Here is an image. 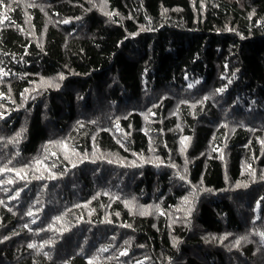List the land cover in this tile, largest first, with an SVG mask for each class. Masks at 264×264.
Instances as JSON below:
<instances>
[{
    "label": "trees",
    "instance_id": "obj_1",
    "mask_svg": "<svg viewBox=\"0 0 264 264\" xmlns=\"http://www.w3.org/2000/svg\"><path fill=\"white\" fill-rule=\"evenodd\" d=\"M0 13V264H264V0Z\"/></svg>",
    "mask_w": 264,
    "mask_h": 264
},
{
    "label": "snow or ice",
    "instance_id": "obj_2",
    "mask_svg": "<svg viewBox=\"0 0 264 264\" xmlns=\"http://www.w3.org/2000/svg\"><path fill=\"white\" fill-rule=\"evenodd\" d=\"M0 4H3V0H0ZM253 14H254V13H253ZM0 15H4V14L0 13ZM106 15L111 16V15H113V14H112V13H106ZM76 19H80V18L77 17ZM62 22H63V23H69L70 21H69V20H64V21H62ZM8 75H9V73H8L7 71H5V69H4L3 67H0V78H2V77H6V76H8ZM233 75H234V74H233ZM58 79H59V80H63V79H65V77H64V75L61 73V74H59ZM42 83H43V86H46V87H56V88H59V87H60L59 83H56V78L49 79V80H43ZM196 83H199V81H197ZM229 83H230V81H229ZM188 87L191 88V87H193V85H192V84H189ZM225 88H226V86H225V87H221V88H219V89H216L215 91H216L217 93H223V92L225 91ZM25 91H28V90L25 89ZM2 96H3V93H0V97H2ZM208 99H209V96H205V97H203V100L198 101V103L206 102ZM182 103H183V102H182ZM195 106H196L195 104L192 105L193 108H194ZM0 118H3V114H2V113H0ZM78 123H80V122H78ZM92 123H95V122L93 121ZM80 126L83 127V124L80 123ZM224 126L226 127L227 125H224ZM116 127L119 128V124H118V122H117V124H116ZM16 135H17V137H18L20 134L17 133ZM183 139H184V140H187L188 138H183ZM261 143H264V141H261ZM63 147L65 148V150L68 149V145H67L66 143H64ZM52 155H55V153H52ZM67 158H68V157H66V159H67ZM109 162L111 163L112 161H109ZM37 163H39V161H37ZM172 166L175 167V165H172ZM73 167H75V164H73ZM5 170L10 171L11 169H0V171H5ZM19 174H20V173L18 172L17 175H19ZM253 175H254V173H253ZM180 179H181V180H185L186 177H185V176H180ZM9 183H11V181H9ZM237 186L239 187V185H237ZM246 186H247V185H245V187H246ZM105 195H107V193H105ZM16 196H17V197L19 196V191L16 192ZM116 198L119 199V197H116ZM184 202H185V203L188 202V201H187V197L185 198V201H184ZM0 203H2V201H0ZM125 203H126V205L129 204L128 201H125ZM144 214H147V208H144V209L141 210V215H144ZM161 214H163V212H161ZM27 215L32 216V215H33V212H32L31 210H29L28 213H27ZM53 220H54V221H60V220H61V217H60V216L53 217ZM33 222H34V221H33ZM24 227H25V228H28V225L25 224ZM50 227H54V225H51ZM29 230H31V229H29ZM259 235L261 236V242L264 243V232H260ZM4 239H8V237H5ZM206 239H207V238H206ZM224 239H227V234L225 235V237H221V238H220L221 242H223ZM247 239H248L247 236L239 237L238 239H236L235 244H234L233 246H234V247H239V245H240V241H241V240H247ZM45 243H50V241H46ZM125 243H127V241H126ZM173 243H174V245H175L176 242L173 241ZM28 247H29V248H33V247H35V245L29 243V244H28ZM41 247H43V245H41ZM102 250H103V251H106L107 249L105 248V249H102ZM259 250H260V249H258V251H259ZM126 254H127L126 251H124V252L121 253V255H126ZM45 255H47V253H45ZM89 264H94L93 259H91V258L89 259ZM137 264H142V262H141V261H138Z\"/></svg>",
    "mask_w": 264,
    "mask_h": 264
},
{
    "label": "rangeland",
    "instance_id": "obj_3",
    "mask_svg": "<svg viewBox=\"0 0 264 264\" xmlns=\"http://www.w3.org/2000/svg\"><path fill=\"white\" fill-rule=\"evenodd\" d=\"M100 2H101V1H100ZM104 7H105V6L102 5V8H103L104 12H105V13H108L107 8L105 7V8H106V9H105ZM53 78H56V83H59L60 80L58 79V77H51V78H44V77H43V79H40V82H42L43 80H49V79H53ZM113 159L127 160V159H125V158H113ZM132 204H134V203H132ZM133 207H134V206H131V208H133ZM135 208L137 209V207H135ZM133 210H134V209H133ZM141 210H142V208H138L136 211H137V213H141Z\"/></svg>",
    "mask_w": 264,
    "mask_h": 264
}]
</instances>
